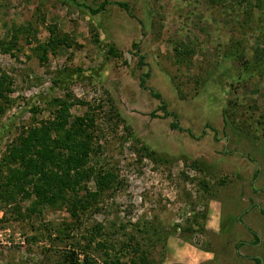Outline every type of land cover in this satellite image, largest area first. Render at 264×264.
<instances>
[{
	"label": "rangeland",
	"instance_id": "1",
	"mask_svg": "<svg viewBox=\"0 0 264 264\" xmlns=\"http://www.w3.org/2000/svg\"><path fill=\"white\" fill-rule=\"evenodd\" d=\"M0 77V264H264V0H0ZM43 126L89 142L50 204L9 169Z\"/></svg>",
	"mask_w": 264,
	"mask_h": 264
},
{
	"label": "trees",
	"instance_id": "2",
	"mask_svg": "<svg viewBox=\"0 0 264 264\" xmlns=\"http://www.w3.org/2000/svg\"><path fill=\"white\" fill-rule=\"evenodd\" d=\"M108 4H117L118 6L125 9L128 13L130 12V6L128 2L125 1H103L96 9H94V12H99L106 8ZM134 16V15H133ZM133 47L136 48V54L139 58V62L141 64L145 63V57L143 54H141L139 49V44L137 42H134ZM150 72L147 71L143 73L140 77V86L144 89H147L150 91L151 95L157 98L160 102V105L158 107L159 110L162 111V117H172V122L170 123L171 128L180 130V131H186L190 136L195 137L191 129H185L182 127L178 122V116L175 111H172L168 107V103L163 99L162 94L160 92L155 91L152 87H149L146 85L147 78L149 77ZM4 82L2 81L0 77V87H2ZM3 92L0 90V98L3 97ZM2 109V108H1ZM152 116H158L156 111L151 112ZM54 123H52L53 125ZM55 128H59L60 126L62 128H65V126L60 123H55L53 125ZM209 125H205L202 128L201 135L197 138H202L203 135L206 134V128ZM51 128V127H50ZM49 127H33L31 128L26 135H21L20 137V143L16 144L15 146L10 147L11 152V160L17 161L22 165V168H9L11 175L10 179L11 181H14L17 188L23 189V184L28 181L31 182L33 185L32 190L36 194L39 202H44L46 204L53 203L55 199L64 197V193L69 188H74L77 185V182L80 181V178L75 179L73 175H76L79 172L80 166L83 164L84 158L80 155H77V150L80 148V146H86L88 147V141L80 140L82 142H78V137H72V135L75 133L77 134V131L73 129V127H70L66 129L67 136L69 137L67 141L75 142L76 145H70V148L72 152L66 157H58L52 152V148L48 146V137L50 138L49 134ZM215 136H217L218 131L215 130ZM61 162L64 164L62 165ZM52 163L54 166H57L58 171L61 173L59 174L58 171L54 170L53 168L48 169V165ZM64 166V167H62ZM48 170V171H47ZM75 172H72V171ZM261 172L260 168H257L255 173L253 174V181H255ZM37 176V181H34V177ZM105 176L108 178L109 174H105ZM34 182V183H33ZM102 182H105L102 181ZM102 184V183H101ZM105 185L109 184L108 181L104 183ZM81 200V199H78ZM258 206L259 210L262 214H264V208H262L260 205L256 204L255 202H252L250 207ZM247 210V209H246ZM245 210V211H246ZM71 213L75 214V209H71ZM239 221H241L243 224H245L242 220V216H239ZM253 234L255 238L254 243H258L260 240L259 234L253 230L251 227H247ZM243 241H239L236 244V247H240L242 245ZM256 260L255 264H260L261 259L258 256H255L254 258ZM70 264H79V259L74 257L70 258ZM81 264H94L92 260L89 257H85L84 261Z\"/></svg>",
	"mask_w": 264,
	"mask_h": 264
},
{
	"label": "water",
	"instance_id": "3",
	"mask_svg": "<svg viewBox=\"0 0 264 264\" xmlns=\"http://www.w3.org/2000/svg\"><path fill=\"white\" fill-rule=\"evenodd\" d=\"M128 55L130 56V53H128Z\"/></svg>",
	"mask_w": 264,
	"mask_h": 264
}]
</instances>
